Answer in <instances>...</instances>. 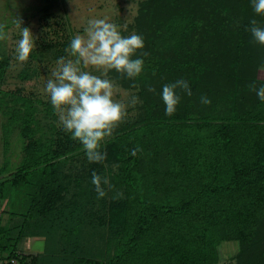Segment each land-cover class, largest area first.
Wrapping results in <instances>:
<instances>
[{
    "label": "trees",
    "instance_id": "16d2710c",
    "mask_svg": "<svg viewBox=\"0 0 264 264\" xmlns=\"http://www.w3.org/2000/svg\"><path fill=\"white\" fill-rule=\"evenodd\" d=\"M252 19L264 26L251 0L137 2L121 32L144 38L133 57L144 60V70L134 80L115 70L108 77L141 103L135 119L120 123L102 147L118 162L110 180L123 198L120 223L109 218L97 252L78 254L87 191L69 204L61 194L70 179L63 168L86 157L82 145L56 128L53 108L39 102L51 120L44 133L36 103L10 97L4 126L18 128L22 154L15 165H0V199L22 188L27 206L8 212L17 221L0 222L5 264H214L221 242L236 243L233 264H264V101L248 88L264 84V45L246 31ZM7 61L0 52V79ZM180 78L193 95L168 116L162 86ZM201 96L211 104H201ZM28 236L44 239L38 255L19 251ZM106 236L115 240L113 252Z\"/></svg>",
    "mask_w": 264,
    "mask_h": 264
},
{
    "label": "rangeland",
    "instance_id": "374dc122",
    "mask_svg": "<svg viewBox=\"0 0 264 264\" xmlns=\"http://www.w3.org/2000/svg\"><path fill=\"white\" fill-rule=\"evenodd\" d=\"M139 0H0V24L5 25V32L9 39L0 42V52L7 57V66L0 79V165L7 161L10 166L15 165L22 154L21 143L18 136V128L15 126L8 131L5 128L7 119L5 102L15 96L32 99L36 104V118H38L39 129L46 133L50 117L44 112V102L48 107L53 108L50 98L45 93L44 88L51 69L56 65V61L67 56L65 48L70 44L71 39L78 33L82 34L87 26V21L93 18H107L110 22L124 29L126 23L130 22L135 14L137 2ZM20 19L22 27H29L35 37L36 47L30 54L26 63L17 62L15 57L16 42L21 38L19 29L14 21ZM94 74L100 75V72ZM263 71V72H262ZM259 77L264 79V70L259 69ZM119 91L114 97L116 100L128 103L131 96L135 95L133 90L121 88L116 84ZM138 105V104H137ZM135 108H128V117L124 122L135 119L137 113ZM55 126L58 130H63L58 126V117ZM108 150H105L106 157ZM118 162L114 158H106L101 163H90L87 157H75L63 168L64 176L70 177L69 183L64 187L65 192L61 193L64 203L76 192L87 191L88 203L83 206V221L81 224V236L79 238V255L84 254L86 249L97 252L100 234L105 235L110 218V224L120 223L119 209L122 198L112 199L116 191L108 192V196L97 199L94 185L91 183L92 172L107 176L109 179L117 171ZM111 181V180H110ZM112 184V181H111ZM78 195V193H77ZM62 199V200H63ZM64 204V205H65ZM27 206V196L22 188L19 190H9L5 197L0 199V222L5 223L8 217L10 222L18 220V215L10 216L9 211L23 212ZM90 229L93 237L88 236ZM86 231V233H85ZM98 237L100 239H98ZM110 238V252H113L115 240ZM44 239L40 236H28L21 238L18 249L27 257L38 255L43 248ZM237 250L235 242H221L218 246V258L214 264H233V255ZM224 257V258H223ZM106 258V257H105ZM0 264H5L4 257L0 256Z\"/></svg>",
    "mask_w": 264,
    "mask_h": 264
},
{
    "label": "clouds",
    "instance_id": "9594fccd",
    "mask_svg": "<svg viewBox=\"0 0 264 264\" xmlns=\"http://www.w3.org/2000/svg\"><path fill=\"white\" fill-rule=\"evenodd\" d=\"M251 7L256 15L264 16V0H251ZM19 29L20 39L16 42L14 59L26 63L36 47L35 37L29 27H22V21H14ZM5 25L0 24V42L9 39ZM253 42L264 45V26L252 19L246 28ZM145 47L144 38L132 33L123 35L119 25L107 18H93L87 21L83 33L76 34L65 48L67 56L60 57L50 70L44 88L50 98L54 112L58 117V126L70 134L83 147L90 163H101L106 159L102 147L113 136L115 129L128 117V108L141 103L136 95L125 103L114 97L119 91L116 82L108 77L110 70L120 73L121 77L134 80L144 70V60L133 58L138 50ZM143 55H147L144 53ZM100 75L94 74V71ZM132 87H137L133 84ZM248 88L264 101V84L249 83ZM151 92L155 88L149 87ZM193 95L189 82L183 78L162 86L161 98L165 105V114H175L182 97ZM201 104L210 105L207 96L200 97ZM141 151L139 146L132 150L136 156ZM91 183L97 199L108 196L114 190L107 176L92 172ZM123 198V193L116 191L112 199Z\"/></svg>",
    "mask_w": 264,
    "mask_h": 264
},
{
    "label": "crops",
    "instance_id": "0c3cea01",
    "mask_svg": "<svg viewBox=\"0 0 264 264\" xmlns=\"http://www.w3.org/2000/svg\"><path fill=\"white\" fill-rule=\"evenodd\" d=\"M224 258V257H223Z\"/></svg>",
    "mask_w": 264,
    "mask_h": 264
}]
</instances>
